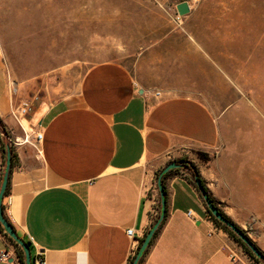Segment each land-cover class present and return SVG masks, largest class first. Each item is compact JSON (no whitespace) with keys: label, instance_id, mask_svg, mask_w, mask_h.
Returning <instances> with one entry per match:
<instances>
[{"label":"crops","instance_id":"crops-1","mask_svg":"<svg viewBox=\"0 0 264 264\" xmlns=\"http://www.w3.org/2000/svg\"><path fill=\"white\" fill-rule=\"evenodd\" d=\"M45 78L42 104L16 120L34 78L16 73L0 47V120L16 155L2 212L33 260L130 264L156 217L155 174L181 161L195 166L222 213L264 253V170L224 151L219 118L197 96L149 91L110 60L62 73L55 84ZM1 162L0 151V173ZM173 170L167 218L142 264H257L208 217L189 171ZM1 254L8 259L0 264H19L2 233Z\"/></svg>","mask_w":264,"mask_h":264},{"label":"rangeland","instance_id":"rangeland-1","mask_svg":"<svg viewBox=\"0 0 264 264\" xmlns=\"http://www.w3.org/2000/svg\"><path fill=\"white\" fill-rule=\"evenodd\" d=\"M177 2L186 15L158 0H0V47L34 78L30 111L45 77L114 61L149 91L197 96L219 118L224 151L263 171L264 0Z\"/></svg>","mask_w":264,"mask_h":264},{"label":"water","instance_id":"water-1","mask_svg":"<svg viewBox=\"0 0 264 264\" xmlns=\"http://www.w3.org/2000/svg\"><path fill=\"white\" fill-rule=\"evenodd\" d=\"M176 13L178 16H184L189 12V6L186 2H182L176 5L175 7ZM140 93L142 91L140 90ZM10 150L9 148H6L5 152V164H4V170L0 182V226L3 229V232L5 235L13 241L23 252L24 256V264H31V257L28 250L27 245L16 235L15 231L11 227V225L8 223V221L4 218L3 212H2V199L4 196V193L6 191L7 182L9 178L10 173ZM180 164L171 162L168 165H166L158 174V177L156 179V189L158 191L159 199H160V213L156 220V222L153 224V226L148 230L146 235L144 236L142 242L140 243V246L138 248V251L134 257V260L132 264H137L140 256L145 251L147 246L149 245L155 231L157 230L158 226L160 225L161 221L164 217V212L166 209V200L164 197V191L161 186V177L166 174L168 171L179 168ZM194 185L199 193L206 209L209 211V213L212 215V217L217 220L219 223L227 227L237 238H239L242 243L251 251V253L256 257L259 258L258 252L250 245L247 240L244 238L243 233L238 230L232 223L225 220L222 215L219 213V211L214 207V205L211 203L210 199L208 198L203 186L199 183L198 180H194Z\"/></svg>","mask_w":264,"mask_h":264},{"label":"trees","instance_id":"trees-1","mask_svg":"<svg viewBox=\"0 0 264 264\" xmlns=\"http://www.w3.org/2000/svg\"><path fill=\"white\" fill-rule=\"evenodd\" d=\"M6 148H9L10 150V157H11V161H10V172L12 170V168L15 166L16 164V155H15V152H14V149H13V146L11 145L10 141H9V134L5 128V126L3 125V123L1 122L0 120V151H1V156H2V162H1V173H0V182H1V178H2V174H3V170H4V164H5V152H6ZM197 158L203 162L204 164H208L210 161H211V158L208 154L206 153H203V152H198L197 153ZM180 164V167L182 168H185L187 169V171H189V174H190V178H191V181H192V184L194 185V180H198L199 183L203 186L208 198L210 199L211 203L214 205V207H216V209L219 211V213L222 215V217L227 220L228 222L232 223L238 230H240L242 233H243V236L244 238L247 240V242L252 245V247L258 252L259 254V258H256L252 253L251 251L242 243V241L237 238L227 227H225L224 225H222L221 223H219L217 220H215L212 215L209 213V211L206 209L205 205V211H206V214L208 215V217L214 222L215 225H217L218 227L222 228L225 232L228 233V235L234 240L235 243H237L244 251V253L251 259L253 260L255 263L257 264H264V253L256 246L255 243H253L248 237L247 235L245 234V232H243L240 228H238L227 216H225L222 211L219 209V204L216 200H214L210 193L208 192V190L206 189L205 185H204V182L203 180L200 178L199 174H198V171L197 169L195 168V166L190 163V162H186V161H181V162H178ZM173 171L175 170H170L168 171L166 174H164L162 177H161V186H162V189L164 191V197H165V200H166V191H165V179L168 177V175L170 173H172ZM159 174V173H158ZM158 177V175H157ZM8 182H9V178H8ZM8 182H7V187H8ZM7 187H6V191L4 193V195L6 194L7 192ZM195 187V185H194ZM204 204V203H203ZM159 213H160V199H159V195L157 196V213H156V217L153 219L152 223H151V226L150 228L153 226V224L156 222L158 216H159ZM166 218H167V210L165 209V212H164V217H163V220L161 221L160 225L158 226L157 230L155 231L149 245L147 246V248L145 249V251L142 253V255L140 256L137 264H142V262L144 261V258L146 257L153 241L155 240V238L157 237V235L159 234L160 230L162 229L165 221H166ZM0 233H2L6 239L11 242L15 249H16V257H17V260H18V263L19 264H24V256H23V252L22 250L13 242L11 241L6 235L5 233L3 232V229L1 228L0 226ZM18 236V235H17ZM19 237V236H18ZM20 238V237H19ZM28 247V250H29V253H30V244L29 242H26L25 240H23L22 238H20ZM140 246V245H139ZM138 246V248H139ZM138 248L133 256V258L131 259L130 261V264H132L133 260H134V257L138 251ZM31 257V256H30ZM31 264H33V259L31 258Z\"/></svg>","mask_w":264,"mask_h":264},{"label":"built area","instance_id":"built-area-1","mask_svg":"<svg viewBox=\"0 0 264 264\" xmlns=\"http://www.w3.org/2000/svg\"><path fill=\"white\" fill-rule=\"evenodd\" d=\"M29 111H30V108H29V106H28V103H23V104L21 105V107H20L19 109H17L15 119L17 120L18 117H24V116H27V114L29 113ZM17 122H18V121H17ZM18 123H19V122H18ZM41 137H42L41 134H39V133L36 134V136H35L36 141L39 142V141L41 140ZM186 215H187L188 217H190V216H191V212L188 211V212L186 213ZM126 235H127L130 239L135 240V235L133 234V231H132L131 229H127V230H126ZM133 255H134V253H133ZM133 255H132V256H133ZM0 259H2V260H4V261L7 260V259H8L7 254H1V255H0ZM33 264H46V262H45L44 259L38 257V258H36V259L33 260Z\"/></svg>","mask_w":264,"mask_h":264}]
</instances>
